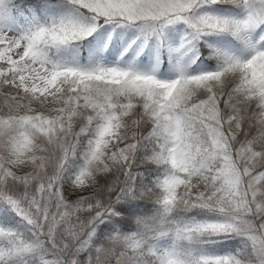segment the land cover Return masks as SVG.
<instances>
[{"label":"snow or ice","instance_id":"1","mask_svg":"<svg viewBox=\"0 0 264 264\" xmlns=\"http://www.w3.org/2000/svg\"><path fill=\"white\" fill-rule=\"evenodd\" d=\"M0 264H264V0H0Z\"/></svg>","mask_w":264,"mask_h":264}]
</instances>
